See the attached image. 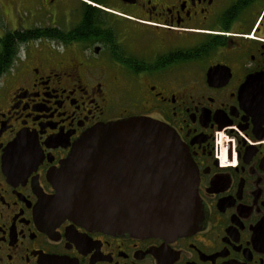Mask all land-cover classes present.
Segmentation results:
<instances>
[{
    "label": "flooded vegetation",
    "instance_id": "af4514ba",
    "mask_svg": "<svg viewBox=\"0 0 264 264\" xmlns=\"http://www.w3.org/2000/svg\"><path fill=\"white\" fill-rule=\"evenodd\" d=\"M0 6L35 29L0 76V264H264V0ZM130 117L166 124L187 147L199 230L166 240L45 223L49 172L86 131ZM217 133L230 139L221 161ZM20 135L34 145L18 146L8 164Z\"/></svg>",
    "mask_w": 264,
    "mask_h": 264
},
{
    "label": "water",
    "instance_id": "95a60500",
    "mask_svg": "<svg viewBox=\"0 0 264 264\" xmlns=\"http://www.w3.org/2000/svg\"><path fill=\"white\" fill-rule=\"evenodd\" d=\"M22 144L33 147L34 142L18 136L4 162L9 164ZM48 179L55 194L42 203L45 223L70 220L114 236L174 240L198 231L204 218L187 147L172 128L150 118L94 126ZM40 264L75 263L45 256Z\"/></svg>",
    "mask_w": 264,
    "mask_h": 264
},
{
    "label": "trees",
    "instance_id": "16d2710c",
    "mask_svg": "<svg viewBox=\"0 0 264 264\" xmlns=\"http://www.w3.org/2000/svg\"><path fill=\"white\" fill-rule=\"evenodd\" d=\"M35 29L9 30L0 36V76L6 73L17 60L21 45L33 40Z\"/></svg>",
    "mask_w": 264,
    "mask_h": 264
},
{
    "label": "rangeland",
    "instance_id": "374dc122",
    "mask_svg": "<svg viewBox=\"0 0 264 264\" xmlns=\"http://www.w3.org/2000/svg\"><path fill=\"white\" fill-rule=\"evenodd\" d=\"M31 27L32 22L28 20L26 15L19 16L18 18L13 16L10 12L8 15H3L0 6V36H3L9 30H17L20 28L29 29ZM28 49L29 46L26 44L21 45L18 58H20V56H24Z\"/></svg>",
    "mask_w": 264,
    "mask_h": 264
},
{
    "label": "built area",
    "instance_id": "2783aa9c",
    "mask_svg": "<svg viewBox=\"0 0 264 264\" xmlns=\"http://www.w3.org/2000/svg\"><path fill=\"white\" fill-rule=\"evenodd\" d=\"M230 141V139L228 137H226L225 135H223L222 133H217L216 134V140H215V144L217 147V153L219 154V159L220 161L224 159L226 151H227V144ZM232 141L234 142V139H232Z\"/></svg>",
    "mask_w": 264,
    "mask_h": 264
}]
</instances>
